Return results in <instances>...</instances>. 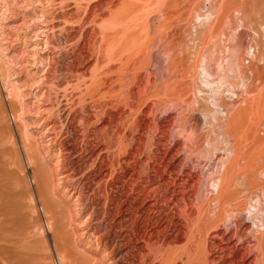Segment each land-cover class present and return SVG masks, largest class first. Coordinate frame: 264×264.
Listing matches in <instances>:
<instances>
[{
    "label": "rangeland",
    "instance_id": "1",
    "mask_svg": "<svg viewBox=\"0 0 264 264\" xmlns=\"http://www.w3.org/2000/svg\"><path fill=\"white\" fill-rule=\"evenodd\" d=\"M125 99L146 160L160 163L165 139L181 162L174 187L198 180L185 189L191 240L175 242L148 167L138 162V177L151 187H136L117 157L115 125L128 144L137 115L117 114ZM263 125L264 0H0V264H213L214 233L238 246L241 215L260 257L244 264H264V230L247 218H264ZM228 257L216 264H243Z\"/></svg>",
    "mask_w": 264,
    "mask_h": 264
},
{
    "label": "bare ground",
    "instance_id": "2",
    "mask_svg": "<svg viewBox=\"0 0 264 264\" xmlns=\"http://www.w3.org/2000/svg\"><path fill=\"white\" fill-rule=\"evenodd\" d=\"M107 61V60H106ZM124 63V62H123ZM120 65V64H119ZM122 65V64H121ZM122 68V67H121ZM124 68V67H123ZM115 69V68H114ZM128 68H126L127 70ZM116 70H118L116 68ZM121 70L123 71V69H120V72ZM109 71V70H108ZM114 71V70H113ZM126 72V71H125ZM115 73H118L115 71ZM106 74V73H105ZM114 74V73H113ZM119 74V73H118ZM121 74V75H120ZM119 74L117 80V82L120 84V82L124 83V80H125V77L122 76V72ZM125 74V73H124ZM131 76V75H130ZM101 78V77H100ZM134 79V78H133ZM102 80V79H101ZM127 80V79H126ZM130 80V79H129ZM107 81H110V78L108 79H105L102 83V85H105L106 86V83ZM116 83V82H115ZM126 83V82H125ZM124 83V84H125ZM98 85V84H97ZM131 85V84H130ZM120 86H123L122 84ZM119 86V87H120ZM111 88V87H110ZM121 88V87H120ZM122 90H124L123 88H121ZM121 90V91H122ZM133 90V89H132ZM129 91V90H128ZM120 92V91H119ZM131 92V90H130ZM123 93V91L121 92ZM130 94V93H129ZM119 95H121L119 93ZM123 97V96H122ZM130 98V97H129ZM122 100L124 98H121ZM119 99V100H121ZM133 99V98H132ZM131 100V99H130ZM135 100H138L136 99L135 97ZM111 103V102H110ZM124 104H122V101H121V104L119 105V109H117L118 113L117 114H122V115H125V114H130V115H133V112H135L134 114L136 115V117H134L132 120H133V127L134 128H131L130 131H132L131 134H133L132 138L130 137V139H132L128 144H126L125 140H126V135H125V126L122 125V123H118L115 128L114 133H113V136L115 137V144H116V148L118 147V150H117V157L119 160H125V159H130L129 161V166H128V169L127 170H131L132 171V185L134 186H138V180H140L141 183L144 184V187L147 189H149V187H151V183H152V180L150 179V177H148V175L140 178L138 177V162L142 163L143 165H146L150 171V173L154 174V176L157 178L158 182L160 183V189L162 190L163 192V198H157V196L155 197L154 195V198H153V204L154 206H157L159 203H160V200L162 199V201L167 205V206H171L172 207V217L175 219V222H176V226L178 228V234H177V237L175 238V242H180L182 241V239L184 237H187L188 236V239H192L195 236V234L198 235V229H194L193 232H190L192 230H190L192 222L194 221V215L196 214L195 210H193L195 207H193L192 203L193 201H191V197H190V191L186 192V187L189 185V181L193 182V184L191 185V190L192 191H195L196 190V186L198 183V180L197 181H193L195 180V176L193 177V175L188 172V173H185L184 177V181H182L183 183L180 184L181 186H175V183L177 181V178H178V170L180 168V165H181V162L179 160V158L175 155L171 156L170 159L167 158V156L170 154V148L166 147V145L163 143V141L165 140H158V142L154 145L155 146V149H153L154 151V155H159L158 152L161 150L163 151V158L161 159V161H159L160 163H157V160H146V158L143 156V151L141 153V149L142 146H143V137L142 136L141 138L138 139V128H142L141 127V123L138 124V105H135L134 104V101H129L127 99H125V102H123ZM114 104V103H113ZM177 106V105H176ZM179 106V105H178ZM225 106V105H224ZM223 108V106H222ZM224 113L226 114L227 116V112L224 111ZM105 115V114H104ZM181 115V114H180ZM116 116V115H115ZM118 116V115H117ZM128 116V115H127ZM105 117V116H104ZM121 117V116H120ZM119 117V118H120ZM124 117V116H123ZM97 118V117H96ZM126 117H124L125 119ZM130 118V117H129ZM125 121V120H124ZM123 121V122H124ZM184 121V120H183ZM98 122V121H97ZM199 120L198 118H194L193 121H192V128L193 130H197V128H199ZM127 123V122H126ZM145 123V122H144ZM169 122L167 121H164L162 123V125L165 127V126H168ZM95 125V124H94ZM93 127V126H92ZM127 127V126H126ZM144 129V128H143ZM158 130V129H157ZM129 131V129H128ZM127 133V132H126ZM193 134V133H192ZM264 133H262L263 135ZM130 135V134H129ZM140 137V136H139ZM188 137V136H187ZM160 139V138H159ZM128 140V139H127ZM126 140V141H127ZM128 142V141H127ZM198 142V141H197ZM163 143V144H162ZM195 145V144H193ZM154 148V147H153ZM196 148V147H195ZM190 150L192 151V149L190 148ZM152 151V150H151ZM190 151V153H191ZM146 152V151H145ZM155 157V156H154ZM145 158V159H144ZM168 159V160H167ZM167 160V161H166ZM197 162V161H196ZM262 162V161H261ZM125 164V163H123ZM152 164V165H151ZM218 168H216V170L213 172V175L214 178H213V187L214 189L216 190V192L218 193V188H220L221 183H225L224 181L227 180L224 179L225 176H221V180L219 179L218 176H220L219 174L221 173V171L225 168V163L223 162V160L221 158H219L218 160ZM210 165V164H209ZM126 166V165H125ZM141 166V165H140ZM141 169V168H140ZM226 169V168H225ZM258 170V169H257ZM141 171V170H140ZM148 173V172H147ZM183 173V174H184ZM142 175H145V174H142ZM212 175V176H213ZM262 175V174H261ZM246 176V175H245ZM183 177V176H182ZM197 177V176H196ZM182 180V179H180ZM212 180V178H211ZM233 180V179H232ZM264 180V179H263ZM180 182V181H179ZM186 183V184H185ZM220 183V185H218ZM191 184V183H190ZM234 184V183H233ZM244 184V183H243ZM226 185V184H225ZM237 185V184H236ZM250 185V184H249ZM244 186H246V183L244 184ZM133 187V186H131ZM190 187V186H189ZM233 187V186H232ZM236 187V186H235ZM238 187V186H237ZM258 187V186H257ZM245 188V187H244ZM256 188V187H255ZM176 190H180V194L182 195V199L180 200H177V196H176ZM221 191V190H220ZM232 192V191H231ZM227 193V192H226ZM237 193V192H236ZM158 194V193H156ZM160 194V192H159ZM220 194V193H218ZM238 194V193H237ZM161 196V195H160ZM237 196V195H236ZM162 197V196H161ZM239 197V196H238ZM236 197V198H238ZM228 198V197H227ZM235 198V199H236ZM250 198V197H249ZM264 198V197H263ZM234 197H233V193L230 194V198L228 200L225 201V204H230V202L232 201V203H234L233 201ZM243 199V198H242ZM238 200V199H237ZM236 200V201H237ZM187 201V202H186ZM217 202V201H216ZM259 202V201H258ZM190 203V204H189ZM223 203V202H222ZM189 204V205H187ZM235 204V203H234ZM224 205V204H223ZM239 205V203H238ZM257 205V204H255ZM209 207V206H208ZM257 207V206H256ZM232 208V206H231ZM199 208H197L198 210ZM234 209V208H233ZM259 209V208H258ZM251 210V209H249ZM177 211H179L180 213L183 214V216H178L177 215ZM200 211V210H199ZM231 211H235V210H231ZM245 212H247V210H244ZM252 211V210H251ZM260 211V210H259ZM230 212V211H229ZM243 212V211H242ZM241 213V212H240ZM256 214H250L249 217L246 216L247 213H245V217L249 219H251L250 221L253 222V226H255L256 228V231H260L259 228H262L261 230H264V218L260 217L258 214V211H255ZM264 213V212H263ZM235 214V212H234ZM238 214V213H237ZM242 214V213H241ZM240 215V214H239ZM237 216V215H236ZM264 216V215H263ZM242 217V215H241ZM241 217H236V219L234 220V223H235V229L234 231H231L233 233H235V235L239 238L240 242H239V245L237 246L233 240H232V236L231 235H226L224 233H220V232H216L214 233V237L216 239H219V243L220 245H217L215 246L217 248V252L213 255L212 252H210V258L212 259V262L213 264H216V263H220L222 261H224L225 259V254H228L229 257H232L233 256H236L238 254H240V262H242L243 264L247 262L248 260V256L250 254V252H253L255 251V242L252 240V238H250V235L252 233H250V227H251V222H248L247 220L245 219H242ZM172 218V219H173ZM195 222V221H194ZM169 223V222H168ZM172 223V222H171ZM172 225V224H171ZM173 226V225H172ZM196 226V225H195ZM218 230V229H217ZM252 232H255V229L254 231ZM257 232H255L256 234ZM230 234V233H229ZM261 238H263L262 240V244L263 241H264V231H262L261 235H259ZM252 237V236H251ZM215 238L213 240H215ZM236 239V238H235ZM254 239V237H253ZM256 239V237H255ZM252 241L254 244H252ZM156 243V242H155ZM258 243H260L258 241ZM190 244V243H189ZM223 245V246H221ZM152 246V245H151ZM211 246V245H210ZM213 247V246H212ZM261 247V246H260ZM264 247V246H263ZM258 248V247H257ZM149 249H152L150 248L149 246ZM187 250V249H186ZM185 251V249H184ZM211 251V250H210ZM216 251V250H215ZM256 252V251H255ZM217 253L223 255L222 257L218 256ZM186 254V253H185ZM188 254V253H187ZM208 254V255H209ZM212 254V255H211ZM256 254V257L260 258L259 255L257 254V252L255 253ZM182 256V255H181ZM228 257V258H229ZM255 257V255H254ZM255 260V259H254ZM211 261V260H210ZM256 261V260H255ZM261 261V259H260ZM231 264L234 262V261H230ZM239 262V261H238ZM161 263V262H160ZM211 264V263H210ZM248 264H252L251 262H249Z\"/></svg>",
    "mask_w": 264,
    "mask_h": 264
},
{
    "label": "built area",
    "instance_id": "3",
    "mask_svg": "<svg viewBox=\"0 0 264 264\" xmlns=\"http://www.w3.org/2000/svg\"><path fill=\"white\" fill-rule=\"evenodd\" d=\"M262 132H264V125H263V128H262Z\"/></svg>",
    "mask_w": 264,
    "mask_h": 264
}]
</instances>
